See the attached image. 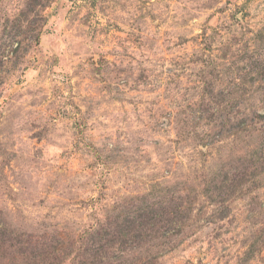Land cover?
<instances>
[{"label":"rangeland","instance_id":"rangeland-1","mask_svg":"<svg viewBox=\"0 0 264 264\" xmlns=\"http://www.w3.org/2000/svg\"><path fill=\"white\" fill-rule=\"evenodd\" d=\"M23 248L264 264V0H0V264Z\"/></svg>","mask_w":264,"mask_h":264},{"label":"trees","instance_id":"trees-1","mask_svg":"<svg viewBox=\"0 0 264 264\" xmlns=\"http://www.w3.org/2000/svg\"><path fill=\"white\" fill-rule=\"evenodd\" d=\"M24 251H22V255L24 262H30L33 264H39L43 263L46 264V262L50 261L51 264H56L57 262L60 261V254L61 253L59 250L57 251H41V250H28V248H23ZM58 253V254H57Z\"/></svg>","mask_w":264,"mask_h":264}]
</instances>
